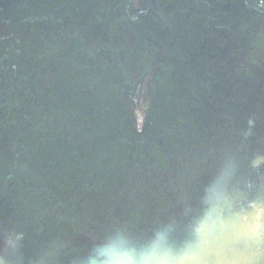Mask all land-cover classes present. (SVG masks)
I'll list each match as a JSON object with an SVG mask.
<instances>
[{"label": "water", "instance_id": "1", "mask_svg": "<svg viewBox=\"0 0 264 264\" xmlns=\"http://www.w3.org/2000/svg\"><path fill=\"white\" fill-rule=\"evenodd\" d=\"M264 0H0V264H260Z\"/></svg>", "mask_w": 264, "mask_h": 264}, {"label": "snow or ice", "instance_id": "2", "mask_svg": "<svg viewBox=\"0 0 264 264\" xmlns=\"http://www.w3.org/2000/svg\"><path fill=\"white\" fill-rule=\"evenodd\" d=\"M255 250L249 253L246 259L257 260L264 264V231L257 229L253 234Z\"/></svg>", "mask_w": 264, "mask_h": 264}]
</instances>
